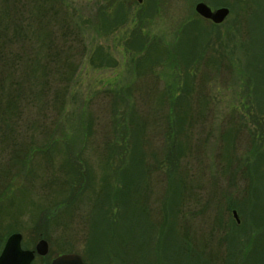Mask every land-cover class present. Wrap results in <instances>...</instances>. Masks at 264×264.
Here are the masks:
<instances>
[{
  "label": "rangeland",
  "instance_id": "1",
  "mask_svg": "<svg viewBox=\"0 0 264 264\" xmlns=\"http://www.w3.org/2000/svg\"><path fill=\"white\" fill-rule=\"evenodd\" d=\"M54 1V7L66 13L71 29L77 27L80 33L72 37L73 82L65 94L62 114H54L49 128L52 137L60 141L50 149L55 166L66 156L69 163L77 157L85 186L89 181L99 189L108 170L109 181L117 182L104 159L113 131L120 128L116 125L114 129L112 123L115 89L127 91L131 107L134 105L144 120L153 121L148 118L151 102L167 86L178 94L193 78V91L209 97L212 115L202 119L204 127L198 124L192 129V152L186 165H172L167 152L173 135L169 133L170 139L165 136L160 119L157 125L150 122L145 126L140 158L132 161L129 157L132 165L119 174L126 180L123 187L131 200L123 204L120 198L118 209H109L108 201L100 199L97 191L99 198L92 204V189H85L79 198L74 192L76 204L69 211L56 208L55 203L64 196L57 187L49 189L44 183L57 170L46 167L45 152H36L31 163L33 175L10 172L14 183L0 203L1 248L10 233L20 232L22 248L33 249L41 238L48 242V253L36 254L32 264H44L63 252H77L88 264H264V116L260 111L264 96L252 92L261 86L255 81L250 85L249 80H254L256 60L264 53V0ZM198 1L213 8L225 6L229 13L220 23L200 20L195 12ZM124 15L122 25L104 33L106 21ZM198 21L200 28L195 30ZM185 25L195 30L193 38L178 31L186 29ZM136 30L146 44L167 47L160 63H155V56L139 61L145 53L136 51L138 40L131 37ZM186 41L192 48L185 49ZM24 45L34 46L32 40ZM98 46L104 48L112 65L91 64ZM197 57L202 58L201 68L185 83L180 59L189 62ZM132 128H128L130 145ZM227 129L234 130L232 140L227 136L222 140ZM5 159L1 153L0 165ZM182 168L184 176L188 175L191 198L183 201L179 213L175 177ZM2 173L0 191L7 185V173ZM77 174L73 172L71 177ZM55 175L58 177V172ZM227 196L232 201H227ZM72 208L75 212L71 213ZM122 228L128 231L122 233ZM232 233L233 243L222 241ZM206 240L211 245L205 248Z\"/></svg>",
  "mask_w": 264,
  "mask_h": 264
},
{
  "label": "trees",
  "instance_id": "2",
  "mask_svg": "<svg viewBox=\"0 0 264 264\" xmlns=\"http://www.w3.org/2000/svg\"><path fill=\"white\" fill-rule=\"evenodd\" d=\"M54 4V0H3L0 3V154L3 153L6 158L2 160L0 171L7 173V177H5L7 179L5 184L7 185L0 191V203L4 202L8 196L9 188L14 183L10 177V172L14 170L16 175H33L34 168L31 163L35 160V153L45 152L46 167L57 170L59 176L55 175L56 172L52 173L53 177H50L44 185L49 189L57 187L60 195L64 196L61 201L55 203L56 208L66 207L68 208L66 211H69V207L76 204V199L73 200L74 192L78 193L77 197L79 198L85 189H92V195L89 194L92 204L94 200L102 195L100 199L103 200L104 198L108 201L109 209L116 208V206L118 209L122 206V204L120 205V198L121 201H125L123 204L127 203L129 199L131 200L130 197L129 199L126 197V186L123 187L126 180L120 175L125 173L129 169L128 167L132 165L127 161L129 157L131 160L136 157L140 158L142 133H144L145 126L149 125L150 122H156L155 125H157V121L160 119V123L163 122L165 125V127L161 125L163 131L166 132L164 133L165 136L170 139L169 135H173L167 152L169 159L172 160V165L175 162L186 165L192 152L190 140L192 129L198 124L204 127L205 121L202 119L209 118L212 115V109L207 104L209 97L205 94L201 97V94L194 92L192 87L193 78L191 76L195 73V69L199 70L201 68L203 61L201 57L191 58L189 62L185 60L186 58L180 59L181 64L184 66L182 72L185 83L190 77L192 78L190 85H186L178 94L174 93L173 87H165V90L160 93L154 102H151L148 118L149 120L154 119L153 121L144 120L140 117L134 105L131 107L127 91L124 89L120 91L113 90L116 101L113 110L115 118L112 123L114 129L116 125L120 128L113 131L110 150L107 158L104 159L106 161L105 166L110 168V172L114 174V180L117 182L111 183L109 181L108 170L105 173L106 175L102 177V186L95 190L94 186H90L89 181L87 186L84 185V179L82 182L78 169L81 162L77 161V157L73 161L75 163L71 161L69 163L66 156L55 166L50 151L54 143L60 142L59 138L52 137L53 134L49 133V128L53 122L54 114L55 117L62 114L65 94L73 82L76 66L71 57L75 54L73 53L74 39L72 37L80 35L77 27L71 29L72 23L68 22L66 13L62 9L61 11L56 9ZM103 13L105 14V12ZM196 17L202 19L198 15ZM115 18L111 22L106 21V25H103L105 34L112 32L126 21L125 15L122 18ZM199 25L200 21L194 27L195 30L200 28ZM189 26L178 31L191 35V38H193L195 30L188 29ZM131 37L138 40L135 45L136 51L145 53V57H140L139 61H141V58L151 59L155 56V63H160L161 56L166 54L167 47L156 48L155 45L146 44L142 40L143 37L137 33V30L131 32ZM191 38L188 36L187 39L192 40ZM30 40L34 44L32 48L24 45L26 41ZM183 44H185V49L192 48L191 42L186 41ZM175 46L176 42L172 46L173 49ZM194 50L196 54L197 51ZM17 51L19 52L16 53ZM95 52L101 55L97 56ZM66 56L70 59H67ZM112 62V59L101 46H98L91 55L93 66L112 65ZM176 62L179 63L177 60ZM256 62V74L254 80L249 79L250 85H253L252 81H255L257 86L261 87H255L256 89L252 92H262L264 96V53L258 56ZM194 93L195 95H193ZM194 102H198V106H193ZM120 105L124 107L120 108ZM260 111L261 116H264V103L261 104ZM49 112L51 118H49ZM135 117L141 123H138ZM132 126L133 144L130 145L128 128ZM61 133L65 135L63 128H61ZM222 134V140H225L224 136L229 137V140L235 137L233 129L224 130ZM256 165L260 164L257 163ZM183 171V168L181 172L177 171L178 177H175V190L178 202L181 203L180 209H178L179 213L183 211V201L186 200L187 202V199L191 198L187 188L188 175L184 176ZM73 172L78 173V176L71 177ZM173 173H176L174 168ZM170 175L172 176L171 173ZM89 179L91 180L90 175ZM76 181L79 184H76ZM129 190L131 191V188H128ZM96 191L99 197L95 196ZM226 198H228L227 201H232L231 197L227 196ZM234 202L239 203L236 200ZM72 209L71 213L75 212L74 208ZM100 224L101 221L98 222L99 227ZM125 231H128L127 228L121 229L122 233ZM187 232H189L188 229ZM187 232L186 234H189ZM94 233H97V229L94 230ZM234 240L233 233L228 238L222 239L226 244H231ZM210 245V240H206L205 248ZM210 252L212 251L210 250ZM83 259L88 264L84 257ZM50 260L51 258L44 264H48ZM160 262H164L163 259H160Z\"/></svg>",
  "mask_w": 264,
  "mask_h": 264
},
{
  "label": "water",
  "instance_id": "3",
  "mask_svg": "<svg viewBox=\"0 0 264 264\" xmlns=\"http://www.w3.org/2000/svg\"><path fill=\"white\" fill-rule=\"evenodd\" d=\"M137 1L141 2L142 0ZM195 11L214 23L222 22L229 13V9L225 6L211 9L203 1L195 4ZM232 214L238 222L236 211L232 210ZM21 242L22 234L20 232H12L6 237L0 251V264H30L35 254L46 255L48 253V242L43 238L37 241L33 249L22 248ZM49 264H85V262L81 254L77 252H63L54 256Z\"/></svg>",
  "mask_w": 264,
  "mask_h": 264
},
{
  "label": "flooded vegetation",
  "instance_id": "4",
  "mask_svg": "<svg viewBox=\"0 0 264 264\" xmlns=\"http://www.w3.org/2000/svg\"><path fill=\"white\" fill-rule=\"evenodd\" d=\"M138 2H139V1H138ZM141 2H142V1H141ZM198 2H199V1H198ZM196 3H197V2H196ZM207 5H209V4H207ZM209 7H210L211 9H214V8H213L212 6H210V5H209ZM220 7H221V6H220ZM195 12H196V11H195ZM196 13H197V12H196ZM197 14H198V13H197ZM198 16L201 17V18L204 19V20H208V21H210L211 23H213L210 19L204 18V17H202V16L199 15V14H198Z\"/></svg>",
  "mask_w": 264,
  "mask_h": 264
},
{
  "label": "bare ground",
  "instance_id": "5",
  "mask_svg": "<svg viewBox=\"0 0 264 264\" xmlns=\"http://www.w3.org/2000/svg\"><path fill=\"white\" fill-rule=\"evenodd\" d=\"M158 231V230H157ZM159 232V231H158ZM157 236H158V234H157Z\"/></svg>",
  "mask_w": 264,
  "mask_h": 264
}]
</instances>
